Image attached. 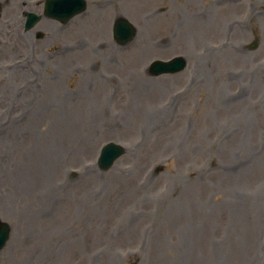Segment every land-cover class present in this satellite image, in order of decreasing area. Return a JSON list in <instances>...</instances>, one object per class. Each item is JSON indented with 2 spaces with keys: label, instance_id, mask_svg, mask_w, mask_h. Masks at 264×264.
Masks as SVG:
<instances>
[{
  "label": "rangeland",
  "instance_id": "1",
  "mask_svg": "<svg viewBox=\"0 0 264 264\" xmlns=\"http://www.w3.org/2000/svg\"><path fill=\"white\" fill-rule=\"evenodd\" d=\"M86 1L24 45L18 11L0 18V264H264V0ZM118 17L136 28L125 47ZM60 45L73 48L49 60ZM174 56L182 72L149 75ZM107 142L126 152L101 171ZM30 204L36 255L19 226Z\"/></svg>",
  "mask_w": 264,
  "mask_h": 264
},
{
  "label": "bare ground",
  "instance_id": "2",
  "mask_svg": "<svg viewBox=\"0 0 264 264\" xmlns=\"http://www.w3.org/2000/svg\"><path fill=\"white\" fill-rule=\"evenodd\" d=\"M198 18H201L200 15L198 16ZM40 25L45 30L48 29L49 31H51L53 34H56L58 32V30L55 27V25L54 24H51L50 22H46V21L43 22L42 21L40 23ZM20 42L23 43V44H25L26 39L23 38L22 40H20ZM104 45L107 46L108 47V50H110V51L113 49V47H112V45L110 43H103V44H101V46H104ZM134 84L139 85V84H142V82L141 81H137ZM38 111H40V110H38ZM36 120L37 119H35V121ZM8 144H4V145H7L8 146ZM29 151L30 150L24 151V152H22L20 154V156H21L20 166L24 167L26 170H29V166L27 165V162H26V158H29V153H28ZM34 174L36 175L37 173H34ZM26 181H27V183H30L29 182L30 180H28V178H27ZM28 186H29V184H28ZM62 189H64V188H62ZM35 191H32L30 187H26V188L23 189L22 192H20V194L21 195H27L29 198H33V194H35ZM51 192L52 193L49 196H45L46 201H50L51 200V196L53 194H56L55 192H57V190L56 189H52ZM85 194L88 195L87 193H85ZM41 200H43L42 196L39 197L37 201H39V203L43 204V202H40ZM19 203H21L20 200H19ZM5 209H7L6 208V205H5ZM34 212H35V210H34L33 206L30 204V206L28 208L21 207V212L18 213L19 214L18 216H19V219H20V225L19 226H23L24 225L22 229L29 230L30 232H33L35 234V236L37 237V238H35L33 240L32 244H31L32 247L26 249L28 251L27 253L36 255L38 253L39 244L42 245L41 242L44 239V234L43 233H40L39 234V231H37V229L34 230L32 228L33 225H32V223H30V221L36 218V213L34 214ZM17 239H18V236L14 238V241L17 242ZM5 264H13V263H12L11 259L9 258V259L6 260Z\"/></svg>",
  "mask_w": 264,
  "mask_h": 264
},
{
  "label": "water",
  "instance_id": "3",
  "mask_svg": "<svg viewBox=\"0 0 264 264\" xmlns=\"http://www.w3.org/2000/svg\"><path fill=\"white\" fill-rule=\"evenodd\" d=\"M65 1H67V0H56V1H54V4L55 5H57V9H58V11H59V13L61 12V11H63V12H67V15L66 14H64L65 15V17H71L72 15H74V14H76V13H78V12H80L81 10H83V8H84V3H83V1L82 0H78V4H79V8L77 7V6H73V4H71V3H77L76 1H74V0H68V6H66L65 5ZM64 3V5H63V7L61 8V4H63ZM56 17H60V15H58V14H56L55 15ZM64 19H66V18H64ZM118 22H121V24H122V27H123V29H125L127 32H125V34H127V37L130 35V34H132V29H131V27H130V25L126 22V21H124V20H122V19H119L118 21H117V23ZM117 23H116V26L115 27H117ZM116 34H117V31H116ZM118 36V35H117ZM119 38H121L122 36H118ZM130 37V36H129ZM157 66V68H159V70H163L164 69V67L162 66V65H156ZM167 67H173V65H169V66H167ZM153 71H156V70H154L153 69ZM121 152H122V150L118 147V146H116V145H114V144H109V145H107L105 148H104V150L102 151V157H101V162H100V166L103 168V169H105V168H107L108 166H109V164L112 162V160L116 157V156H118V155H120L121 154ZM4 235L5 237H6V235H7V228L5 227V226H3V227H0V246L1 245H3L4 244V240L1 238V235Z\"/></svg>",
  "mask_w": 264,
  "mask_h": 264
}]
</instances>
